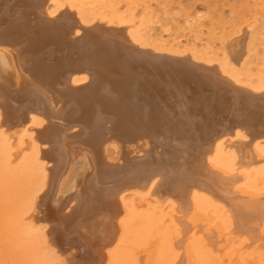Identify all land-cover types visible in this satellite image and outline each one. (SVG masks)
<instances>
[{"label":"bare ground","instance_id":"obj_1","mask_svg":"<svg viewBox=\"0 0 264 264\" xmlns=\"http://www.w3.org/2000/svg\"><path fill=\"white\" fill-rule=\"evenodd\" d=\"M263 6L0 0V264H264Z\"/></svg>","mask_w":264,"mask_h":264},{"label":"rangeland","instance_id":"obj_2","mask_svg":"<svg viewBox=\"0 0 264 264\" xmlns=\"http://www.w3.org/2000/svg\"><path fill=\"white\" fill-rule=\"evenodd\" d=\"M163 1V0H162ZM175 14L176 22L182 25V30L178 33L181 36L182 41L185 43L189 35L188 26L183 22L185 15H189L190 18L198 17L203 23V42L206 39H210L208 36V29L212 25L226 23L228 20H232L237 15L246 16L251 18L255 15L256 10L263 6L262 0H165ZM264 7V6H263ZM257 8V9H256ZM198 20V19H197ZM186 26V27H185ZM214 44L220 47V40L216 39Z\"/></svg>","mask_w":264,"mask_h":264}]
</instances>
